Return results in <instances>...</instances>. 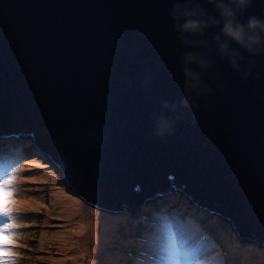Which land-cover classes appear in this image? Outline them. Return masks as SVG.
I'll use <instances>...</instances> for the list:
<instances>
[{
    "label": "water",
    "instance_id": "water-1",
    "mask_svg": "<svg viewBox=\"0 0 264 264\" xmlns=\"http://www.w3.org/2000/svg\"><path fill=\"white\" fill-rule=\"evenodd\" d=\"M174 6L219 19L210 0H0V143L30 137L110 214L178 192L264 245V54L232 43L235 70L219 26L184 43ZM250 16L264 20V0ZM189 52L209 61L192 67L211 92L186 104Z\"/></svg>",
    "mask_w": 264,
    "mask_h": 264
},
{
    "label": "rangeland",
    "instance_id": "rangeland-1",
    "mask_svg": "<svg viewBox=\"0 0 264 264\" xmlns=\"http://www.w3.org/2000/svg\"><path fill=\"white\" fill-rule=\"evenodd\" d=\"M29 138L26 140L28 143L23 139L18 140L17 150L21 149L17 154L18 157L8 160L0 169V179L5 178L10 172L16 174L15 191L12 197L15 201L12 209V223L16 225L13 264H86L87 252L91 250L87 241L89 232L86 229H79L80 216L77 212L68 216L69 213L65 211L66 205L54 206V195L58 193L72 201L86 205L95 212L96 215L91 216L89 222L97 220L98 214H103L108 218L111 229L106 232V246L102 249L100 260H97L96 264H127L131 248L142 244L137 241L139 238L157 242L156 245L148 247L158 252L160 258L172 264H207L211 256H216L220 250L222 261L225 264L227 262L230 264H264V245L257 240L239 238L229 220L225 221L219 215L213 220L219 232L221 230L222 236L218 237L221 248H214L217 245L213 246V244L209 247V243L207 245L204 241L200 249H194L192 236L189 238L191 232L187 228L189 223L182 221L181 216L154 217L152 213L147 219L134 222L132 214L136 216L137 210L141 211L140 207L135 211L122 208L113 215L107 209L98 208L80 199L76 196L77 191L68 184L64 176H61V169L55 165L51 166L49 159L41 153L43 151L31 145V138ZM20 153L23 154L20 155ZM176 195L179 193L177 192ZM176 195L169 192L164 196L165 199L154 205L144 204L148 205L146 210L164 201L167 204L175 200ZM180 199L185 202L182 194L177 197L176 202ZM152 216L153 218H150ZM209 218L211 219L207 214L204 215L203 220H209ZM4 219L0 217V223ZM209 223L212 224V222ZM165 224L170 238L175 240L174 250L168 253L162 250V243H159L162 242V234L149 233L151 229L162 230ZM70 234L72 244L65 247L63 246V244L66 245L64 238ZM199 237L201 236L196 239ZM80 250L81 255L76 257ZM130 262L139 264L132 259Z\"/></svg>",
    "mask_w": 264,
    "mask_h": 264
},
{
    "label": "clouds",
    "instance_id": "clouds-1",
    "mask_svg": "<svg viewBox=\"0 0 264 264\" xmlns=\"http://www.w3.org/2000/svg\"><path fill=\"white\" fill-rule=\"evenodd\" d=\"M210 2L214 4L219 19L208 16L203 11V9L199 8L198 6L191 8H183L179 10H177V8L174 6L172 12L173 19L178 21V23L175 25V28L181 34L182 41L188 44L189 43L187 39L188 36L202 35L205 29L211 26H219V32L213 36V43L216 46L217 52L219 53L221 58L228 59L230 65L235 70L241 71L242 56L238 50L233 49L231 47V44L235 43L239 45L240 48H243L246 52H248L252 56L264 54V20L259 19L256 16H250L245 23H242L240 21V16L250 6L251 0H210ZM182 61L184 64L183 74L185 76V81H186L185 103L187 104L192 102L193 93L200 95L211 92V89L206 84L202 83L200 72L195 71L194 68L192 67L193 65H195L196 68L206 69L210 66V64L209 61L204 59V57L201 54L191 53V52L185 53L182 57ZM249 63L250 64L254 63V61H250ZM245 75H247V73ZM193 107H195V104H193ZM16 139L17 138L14 137L4 138L0 143V149L1 147L5 146L7 143H11V145H17L19 143L18 141L19 139L18 140ZM14 140L16 141L14 142ZM41 153L44 155L43 152ZM44 157L47 158L45 155ZM170 193L174 194L172 192ZM168 194L169 192L164 194L162 197L156 200L153 203V205L156 204L157 202L162 201V199H165L164 196ZM179 195H176L175 200L171 201V203H173V206H177L176 209H178V207L180 208V206L184 208H188V206L192 208L193 206L195 207V209L194 208L191 209L190 210L191 212L196 213L198 215L203 214L205 216L209 214L193 204H191L192 206L190 205V203L188 204L189 201L186 198L184 200L185 202H182L181 199L176 202V199ZM164 205H166L165 201L159 203L158 205L152 208H149V210H146L148 209L147 208L148 205H141L140 210L142 211V213L139 215L137 214L136 217H134L135 214H132L134 217L132 218L134 219L135 222L137 218L138 217L140 218L142 214L149 213L154 209H156V207L158 206H159L158 209L161 210L164 207ZM151 214L152 213H149V215ZM153 216L157 217V215L155 214ZM142 220H144L143 217L140 218V221ZM207 221L208 223L212 222L211 227L208 228V230H210L213 236L216 237L217 245L220 249L221 242L219 241L218 237L222 236L220 234L221 230L220 232L218 231L219 229L216 226L213 219L209 218V220H206V222ZM161 231H162V250L165 253L173 251L175 248V244H173L172 239L169 236L166 224L162 226ZM132 255H135V251L133 252ZM130 259L134 261L133 256H131L129 257L127 264H132L130 262Z\"/></svg>",
    "mask_w": 264,
    "mask_h": 264
},
{
    "label": "bare ground",
    "instance_id": "bare-ground-1",
    "mask_svg": "<svg viewBox=\"0 0 264 264\" xmlns=\"http://www.w3.org/2000/svg\"><path fill=\"white\" fill-rule=\"evenodd\" d=\"M18 139H22L21 137L17 138ZM54 199H55V205L54 206H63L66 205L65 207V211L68 212V216L75 214L76 212L79 214V229L83 230L86 229L87 232H89V235H87V241L89 243V246L91 247V250H85L88 251L87 252V261L86 264H96L97 260H100V254L102 249L104 248V246H106V237L107 234L106 232L111 229V225L110 222L108 220V218H106V216H104L103 214H98V219L97 220H93V222H89L91 216H95L96 213L91 211V209H89L86 205L84 204H80L76 201H72L66 197L61 196L59 193L54 195ZM142 211H138L137 214H141ZM144 214L141 215L144 216ZM134 217H136L134 215ZM133 217V218H134ZM78 228V227H77ZM78 233V232H77ZM75 233V234H77ZM71 237L72 235H68L64 238V243L66 245L63 246L67 247L71 241ZM82 251L80 250L79 252H77L76 257L81 255ZM71 262V261H70Z\"/></svg>",
    "mask_w": 264,
    "mask_h": 264
},
{
    "label": "snow or ice",
    "instance_id": "snow-or-ice-1",
    "mask_svg": "<svg viewBox=\"0 0 264 264\" xmlns=\"http://www.w3.org/2000/svg\"><path fill=\"white\" fill-rule=\"evenodd\" d=\"M15 173L10 172L5 178L0 179V217L5 218L0 223V264H13L15 257L14 249V229L16 225L12 223V209L15 201L12 199L15 191ZM173 244L175 240L172 239Z\"/></svg>",
    "mask_w": 264,
    "mask_h": 264
},
{
    "label": "trees",
    "instance_id": "trees-1",
    "mask_svg": "<svg viewBox=\"0 0 264 264\" xmlns=\"http://www.w3.org/2000/svg\"><path fill=\"white\" fill-rule=\"evenodd\" d=\"M219 231V230H218ZM133 254V253H132ZM132 254H130L132 256Z\"/></svg>",
    "mask_w": 264,
    "mask_h": 264
}]
</instances>
